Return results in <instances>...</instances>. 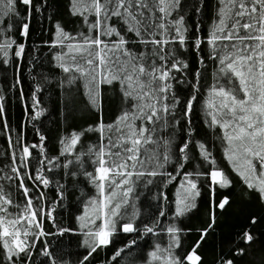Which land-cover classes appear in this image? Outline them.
<instances>
[{
	"label": "snow or ice",
	"instance_id": "obj_1",
	"mask_svg": "<svg viewBox=\"0 0 264 264\" xmlns=\"http://www.w3.org/2000/svg\"><path fill=\"white\" fill-rule=\"evenodd\" d=\"M42 6L35 0H0V62H9L10 51L18 61L24 59L26 45L18 43L13 32L26 41L33 12L39 13ZM203 8V0L190 6L196 16ZM214 8L204 36L201 21H196L194 28L186 22L184 0H69V11L81 19V28L68 32L57 22L52 39L45 41L55 50L52 60L63 74L61 87L82 88L86 103L99 112L103 88L118 85L124 107L113 122L105 123L101 113L95 125L66 132L59 141L58 154L49 157L46 137L39 129V143H27L23 129L13 140L0 95V126L9 148V161L0 167V180L8 181L7 185L0 183V264H20L22 260L27 264L38 241L44 243L41 253L48 258L47 264H62L41 239L74 231L64 227H57V233L44 230L46 219L55 226V208L47 205L43 191L52 181L44 172L55 169L65 170L67 176L83 175L96 190L77 217L88 249L79 264H88L98 249L111 244L117 230L140 238L149 234L168 237L166 244L154 243L145 264H201L196 249L214 227L216 209L229 204L226 196L216 200L217 190L231 187L233 181L218 165L209 144L192 138L191 117L197 105L232 172L264 203V0H216ZM190 44L200 65L205 64L199 56L202 45L208 46L215 72L202 94V73L197 68L191 92L181 100L172 82L178 79L175 73L186 74L189 68L181 53L188 51ZM42 91L37 84L31 104L26 105L31 120L44 114ZM181 118L184 138L177 145L175 132ZM88 132L98 133L95 144H82ZM194 159L189 171L186 166ZM145 177L146 185L159 177L162 188L173 185L175 192L171 201L160 192V199L171 206V217L162 205L156 219L141 228L135 223L137 213L130 200L136 183ZM205 185L211 198L208 226L198 230L200 240L192 250L180 254L176 249L181 247L185 230L176 221L196 207ZM58 196L63 200L62 190ZM164 221H169L167 226ZM256 223L257 218L251 217L249 225L237 234L239 243L252 244L251 226ZM136 243V239L130 240L111 259L116 260ZM244 254V247L221 253L218 264H235V257Z\"/></svg>",
	"mask_w": 264,
	"mask_h": 264
},
{
	"label": "trees",
	"instance_id": "obj_2",
	"mask_svg": "<svg viewBox=\"0 0 264 264\" xmlns=\"http://www.w3.org/2000/svg\"><path fill=\"white\" fill-rule=\"evenodd\" d=\"M35 2L43 3V6L39 13L33 12L27 40H22L18 34L13 32L17 42H23L26 45L24 59L18 61L17 58L11 56L10 51L9 62L7 64L0 62V95L4 97L2 101L5 109L4 117L13 129L11 132L13 140L23 129L24 139L27 143H39L36 131L39 129V132L46 137L44 143L48 156L54 157L60 149L59 141L66 132L82 131L89 125H95L101 113L105 123L113 122L120 115L124 104L118 85L103 88L99 112L93 110L86 103L82 95V88L77 90L73 87H61L60 81L63 79V74L54 67L52 60V53L55 50H50L45 41L52 39L55 23L59 22L68 32H76L81 28V19L71 15L69 0H35ZM196 2L197 0H184L187 9L186 22L194 28L196 21H201V34L206 36L214 16L216 0H203L204 8L200 16L194 15L190 10V6ZM21 11H23L22 6ZM181 55L183 59L187 60L189 68L186 70V74L175 73L178 79L172 83L175 94L183 100L191 92L192 74L197 68L202 73L201 93L207 91L213 81L215 64L208 59L209 51L206 44L202 45L199 53V56L205 60L204 65L198 63V54L192 49L191 44L188 46V51L182 52ZM18 78L19 84H17ZM37 84L43 89L39 96L44 114L38 120H31L29 118L31 109L26 111V105L31 104V94ZM21 89L24 94L23 101ZM177 115L179 116V109ZM204 119L200 106L197 105L196 111L191 117V127L195 129L192 138L203 140L209 144L217 158L218 165L228 173L233 184L231 187L217 190L216 200L219 201L226 196L229 199V204L223 210L216 209L215 225L196 249L197 254L201 257V264H218L221 253H228L237 247H244L245 254L236 256L235 264H264V203H261L257 194L248 191L239 177L232 172L228 162L223 158L222 149L215 134L206 127ZM184 128L185 124L181 118V124L175 132L177 145L184 138ZM97 139L98 133L88 132L82 138V144H95ZM8 161L7 135L0 126V167L6 165ZM195 163L194 159L186 166L189 171L192 170ZM32 164L37 166L35 159ZM85 167L91 170L88 165ZM169 170H172L171 165H169ZM64 172L65 170L62 169L44 172V175L52 181L48 187L43 188L46 202L48 206L55 208L53 212L55 226L46 219L44 230L57 233V227H64L74 229V231L63 235L53 234L41 239L46 241L48 249L59 261H62V264H79L88 249L83 244L85 236L82 234L77 217L83 214L85 203L95 195L96 190L83 175L72 177L65 175ZM147 179L145 177L136 183L130 200L137 213L135 223L141 228L145 223H152L156 219L162 205L166 207L168 215L171 217V206L160 199V192L164 191L168 195L169 201L172 200L175 192L173 185L162 188L159 177L148 185H146ZM0 183L7 185L8 181L0 180ZM58 185H62L63 188L59 189ZM61 190L63 191V200H60L58 196V192ZM15 198L19 199V194H16ZM210 199L209 191L205 185L201 189L200 197L196 200V207L176 221L178 226L185 230L180 238L181 247L176 249L178 253L190 252L196 242L200 240L201 233L198 230L206 228L209 223ZM131 211L130 208L129 212ZM253 216L257 218V223L251 226L255 239L250 246H245L237 241V234L243 227L249 225L250 218ZM168 222L164 221L165 226ZM117 228H119V224ZM132 239L137 240L136 245L126 249L116 260H112L115 251L123 248ZM157 242L166 244L168 237L163 234L159 236L149 234L140 238L136 233H123L117 230L112 236V243L98 249L88 264H145L148 252ZM43 248L44 243L38 241L32 250L31 260L27 264H47L48 258L41 253ZM20 264H24V261L22 260Z\"/></svg>",
	"mask_w": 264,
	"mask_h": 264
}]
</instances>
